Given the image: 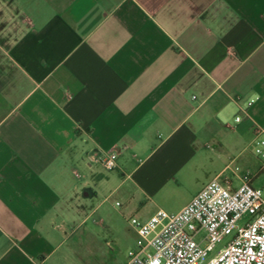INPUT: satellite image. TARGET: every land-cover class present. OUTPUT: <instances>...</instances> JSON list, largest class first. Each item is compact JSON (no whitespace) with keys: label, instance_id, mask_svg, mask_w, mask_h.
<instances>
[{"label":"crops","instance_id":"crops-1","mask_svg":"<svg viewBox=\"0 0 264 264\" xmlns=\"http://www.w3.org/2000/svg\"><path fill=\"white\" fill-rule=\"evenodd\" d=\"M254 125L264 0H0V264H127L129 219L255 187Z\"/></svg>","mask_w":264,"mask_h":264},{"label":"built area","instance_id":"built-area-1","mask_svg":"<svg viewBox=\"0 0 264 264\" xmlns=\"http://www.w3.org/2000/svg\"><path fill=\"white\" fill-rule=\"evenodd\" d=\"M253 136L254 155L264 166V128L254 125ZM118 158L117 150L106 153L108 171L118 168ZM249 177L232 188L218 175L177 213L159 210L145 222L131 218L137 240L127 264H202L227 237L205 264H264V193Z\"/></svg>","mask_w":264,"mask_h":264},{"label":"rangeland","instance_id":"rangeland-1","mask_svg":"<svg viewBox=\"0 0 264 264\" xmlns=\"http://www.w3.org/2000/svg\"><path fill=\"white\" fill-rule=\"evenodd\" d=\"M253 155H254V151H253ZM252 167L250 169L251 174L257 172V170H259L261 167H263V163H261L254 155V158L252 157ZM238 170H235L236 174H240V170L242 169L241 166L238 167ZM234 186H238L237 181H235V185ZM255 188L262 190V192L264 193V172H262L259 177L256 179L255 181ZM186 194V193H184ZM185 195L178 197L176 199H174L173 201L166 203V204H162L160 207L156 208V211L159 210H163L167 213H177L179 212L178 207L180 206V204L184 201ZM128 224V229H131V225H130V219L127 222ZM131 226V227H130ZM229 240V238H225V240L223 241V243L217 245V247L215 248L213 253H210L209 257L206 259V261L202 264H205L207 261H209L221 248L224 247V245L226 244V242ZM134 247L132 249H134L136 247V239H135V243H134Z\"/></svg>","mask_w":264,"mask_h":264}]
</instances>
